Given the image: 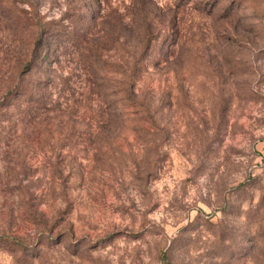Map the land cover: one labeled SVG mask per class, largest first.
Returning <instances> with one entry per match:
<instances>
[{
	"label": "rangeland",
	"instance_id": "1",
	"mask_svg": "<svg viewBox=\"0 0 264 264\" xmlns=\"http://www.w3.org/2000/svg\"><path fill=\"white\" fill-rule=\"evenodd\" d=\"M0 264H264V0H0Z\"/></svg>",
	"mask_w": 264,
	"mask_h": 264
},
{
	"label": "trees",
	"instance_id": "2",
	"mask_svg": "<svg viewBox=\"0 0 264 264\" xmlns=\"http://www.w3.org/2000/svg\"><path fill=\"white\" fill-rule=\"evenodd\" d=\"M14 91H15L16 95L19 94L18 89L14 90ZM12 94H13V93H12ZM20 94H21V93H20ZM133 96H134V95H133ZM29 98H33V99H35V98L33 97V94H32V93L29 94ZM7 99H8V93H6V94L3 96L2 101H5V100H7ZM2 105H3V104H2ZM127 107L135 108V104H129ZM134 113H136L135 110H134L133 112H128L127 114L129 115V114H134ZM107 114H108V113H107Z\"/></svg>",
	"mask_w": 264,
	"mask_h": 264
}]
</instances>
